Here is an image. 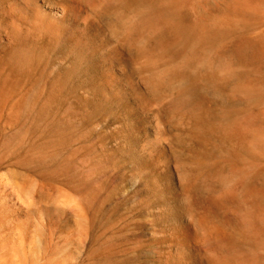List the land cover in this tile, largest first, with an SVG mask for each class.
Segmentation results:
<instances>
[{"label":"rangeland","instance_id":"obj_1","mask_svg":"<svg viewBox=\"0 0 264 264\" xmlns=\"http://www.w3.org/2000/svg\"><path fill=\"white\" fill-rule=\"evenodd\" d=\"M263 3L0 0V264H264Z\"/></svg>","mask_w":264,"mask_h":264},{"label":"bare ground","instance_id":"obj_2","mask_svg":"<svg viewBox=\"0 0 264 264\" xmlns=\"http://www.w3.org/2000/svg\"><path fill=\"white\" fill-rule=\"evenodd\" d=\"M246 1H247V0H246ZM260 2H261V1H260ZM263 4H264V3H263ZM248 6H249V5H248ZM251 7H252V6H251ZM252 8H253V7H252ZM257 9H258V8H257ZM61 10H62V9H61ZM252 10H253V9H252ZM63 11H64V10H63ZM63 11H62V12H63ZM59 14H60V13H59ZM63 15H64V14H63ZM202 15H203V14H202ZM62 17H63V16H62ZM201 22H202V21H201ZM225 25H226V24H225ZM223 54H224V53H223ZM246 63H247V62H246ZM248 63H249V62H248ZM241 79H242V78H241ZM245 81H246V80H245ZM245 81H244V83H245ZM246 83L248 84V82H246ZM246 83H245V84H246ZM259 190H260V189H259ZM263 194H264V193H263ZM244 197H245V196H244ZM229 254H230V253H229Z\"/></svg>","mask_w":264,"mask_h":264}]
</instances>
